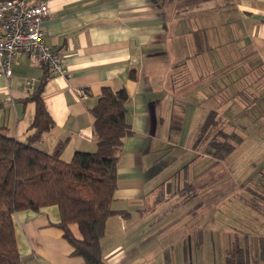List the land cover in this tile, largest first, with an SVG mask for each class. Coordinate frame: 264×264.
<instances>
[{"label":"crops","instance_id":"1","mask_svg":"<svg viewBox=\"0 0 264 264\" xmlns=\"http://www.w3.org/2000/svg\"><path fill=\"white\" fill-rule=\"evenodd\" d=\"M38 1L49 7V15L40 24L44 40L61 54L66 74H48L41 64L18 55L12 75L0 76V127L19 141L33 133L35 104L26 98L45 78L41 97L54 126L44 133L39 146L50 153L58 142H65L62 158L69 160L75 151L96 147L89 109L101 89L124 87L129 95L126 121L133 134L124 138L118 155L111 208L127 210L130 215L106 219L100 240L104 262L225 264L226 251L218 254L214 250L220 240L213 230V216H209L215 200L209 188L225 172H214L213 167L204 171V162L189 158L205 146L192 148L209 111L216 110L230 124L226 110L232 104L239 111L247 106L246 95L238 88L243 83L235 73L241 74L246 67L256 74L264 69V0L31 3ZM28 79L35 80L31 92L26 90ZM74 88L83 89L86 95L76 96ZM201 112L205 115L192 144L186 143L187 148L181 150L169 144L164 131L172 126L190 131L194 117ZM262 123L264 119L259 117L257 127ZM243 125L238 144L246 139L248 125ZM156 144L176 149L151 154ZM180 163H184L179 167L180 185L172 187L176 179L172 167ZM260 173L264 170L257 171L253 179H259ZM182 184L190 186L182 192ZM197 190L202 191L201 201L198 195L183 201V193ZM59 219L56 205L14 213L22 264H83L56 226ZM75 227L72 225L73 231Z\"/></svg>","mask_w":264,"mask_h":264},{"label":"trees","instance_id":"2","mask_svg":"<svg viewBox=\"0 0 264 264\" xmlns=\"http://www.w3.org/2000/svg\"><path fill=\"white\" fill-rule=\"evenodd\" d=\"M42 67L50 74L44 65ZM259 75L264 84V69ZM130 77H134L133 73ZM45 80H39L35 91L26 98L35 104L31 124L33 133L24 141H19L9 135L5 127H0V264H22L14 232V213L38 211L50 205L58 207L60 219L56 226L63 231V237L73 247V253L83 258V264H106L100 246L106 219L112 215L124 218L130 215L127 210L111 208L117 188L118 155L124 138L133 134L126 121L129 95L124 87L113 89L104 86L89 109L93 119L95 149L75 151L69 160H64L65 142H58L50 153L39 146L44 133L54 126L41 97ZM261 99H264V94ZM221 120L216 110L209 111L192 148L207 145L214 158L219 160L234 151L242 139L240 135L228 134L222 128L210 138L211 130ZM260 179L255 195L262 198L258 203H262L264 208V173ZM189 186H183L182 192ZM183 194V201L197 195ZM72 225L76 226L74 231ZM244 239L239 242L235 237L225 264H250L259 257L251 256L250 244L247 238ZM259 255L263 257L262 246Z\"/></svg>","mask_w":264,"mask_h":264},{"label":"rangeland","instance_id":"3","mask_svg":"<svg viewBox=\"0 0 264 264\" xmlns=\"http://www.w3.org/2000/svg\"><path fill=\"white\" fill-rule=\"evenodd\" d=\"M244 71L241 74L236 72L235 77L240 75V81L243 84L238 86L241 89L239 93L246 95L247 106L239 111V107L232 104L224 114L231 123L227 124L225 123L226 121L221 120L211 130L210 138L216 136L217 132L222 128L228 134L236 133L242 137L241 127L244 129L243 124L246 123L248 130L245 132V141L242 144H237L234 151L224 159L219 160L212 157L211 148L205 145L200 150L194 151V155L192 154L189 160L196 157L195 162H204L205 167L202 168L204 171L213 167L214 172L215 170L225 172L224 175L216 176V178L219 177L220 181L216 179L217 183H215L213 189L209 188V194H215V200L210 208L209 216H213V230H215L216 238L220 240L214 246V250L218 254H222L223 250L226 251V254H229L235 237H237L239 242H243L245 237L250 244L251 256H259L256 260H252L250 264H264V208L261 206L262 203H258L262 198L255 195L258 189L256 183L260 182L261 179H253L257 171L264 170V123L257 127L259 117L264 119V114H262L264 113L262 112L264 99H261L262 94H264V84L261 82L259 74L251 72L249 67H246ZM232 76L234 77V75ZM236 102L239 101L237 100ZM204 115V112H201L197 119L194 117L190 131L176 130L174 129L175 126H172V130L167 128L164 131L165 139L168 138L169 144L179 146V150L185 148L186 143L191 145L197 127L201 124ZM253 122L256 123L255 126L251 124ZM185 129H187V126H185ZM161 135H163V132H161ZM155 139L160 140L157 137ZM219 139L221 138H217V140ZM156 146V148H152L151 154H158L159 151L165 150L171 152L176 149V147H172L174 145L166 146L163 144L160 146L156 144ZM190 151L191 148L188 149V153ZM182 165L184 163L176 164L172 167V176H176L175 182L171 184L172 187L180 185L182 175L179 167ZM199 190L196 191V194L201 201L203 199L201 196L202 191L200 192ZM261 246L263 248V257L259 255Z\"/></svg>","mask_w":264,"mask_h":264},{"label":"built area","instance_id":"4","mask_svg":"<svg viewBox=\"0 0 264 264\" xmlns=\"http://www.w3.org/2000/svg\"><path fill=\"white\" fill-rule=\"evenodd\" d=\"M48 15L46 2L0 0V76L12 75L13 60L20 54L33 63L44 65L50 74H66L61 54L49 47L40 28ZM25 84L26 90L31 92L35 80L28 79ZM73 92L80 98L86 95L81 88H74Z\"/></svg>","mask_w":264,"mask_h":264}]
</instances>
